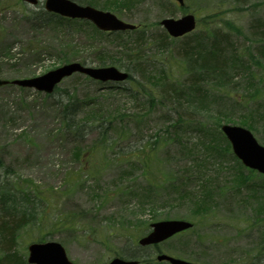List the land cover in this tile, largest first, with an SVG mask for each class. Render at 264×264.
Instances as JSON below:
<instances>
[{
	"label": "rangeland",
	"instance_id": "obj_1",
	"mask_svg": "<svg viewBox=\"0 0 264 264\" xmlns=\"http://www.w3.org/2000/svg\"><path fill=\"white\" fill-rule=\"evenodd\" d=\"M78 1L139 29L104 32L78 19L61 26L43 21L44 0H0V77H33L70 60L143 68L127 70L132 79L118 86L68 74L51 95L1 86L0 166L41 197L39 217L10 247L11 264H27V245L42 237L58 240L76 264L151 261L156 251L201 264H264V175L242 166L220 132L222 123L245 126L264 145V0ZM184 13L196 16L197 27L166 38L159 21ZM202 35L222 41L219 66L205 40L196 63L183 58ZM164 70L173 75L165 89ZM153 90L167 96L150 100ZM71 98L81 100L80 116L90 123L98 104L123 110L130 131L108 148L94 142L95 131L74 139L58 111ZM171 218L194 225L154 246L137 244L151 222Z\"/></svg>",
	"mask_w": 264,
	"mask_h": 264
},
{
	"label": "water",
	"instance_id": "obj_2",
	"mask_svg": "<svg viewBox=\"0 0 264 264\" xmlns=\"http://www.w3.org/2000/svg\"><path fill=\"white\" fill-rule=\"evenodd\" d=\"M35 3L37 0H27ZM182 4V0H178ZM45 8L47 10H54L60 14H64L71 17L88 18L92 20L96 26L102 29H130L134 25L131 23H125L119 18H116L114 14L107 11H101L99 9L92 8L91 6L82 7L76 2L71 0H46ZM168 32L174 35L184 34L186 31L192 30L195 26L194 15L185 14L183 17L175 18H163L161 21ZM80 71L85 74H89L95 79L105 80H121L127 77V73L119 71L114 66L109 67H90L84 66L78 62L65 63V65L45 72L43 75L33 78H22V80L15 79L14 83L19 85H26L31 87H37L43 91H52L54 85L62 77L75 71ZM7 81L0 79V85ZM221 130L227 135L233 152L238 155L244 165L252 168H257L264 173V147L254 139L252 133L246 128H242L237 125L223 124ZM153 229L147 235L139 239L141 244L157 243L161 240L172 236V233L181 231L182 229L192 226V223L185 219H171L160 220L158 222L151 223ZM29 256L27 258L28 263L36 264H73L68 260L66 252L60 243L40 242L31 243L28 246ZM158 260L166 259L171 264H194L186 260H182L176 257H170L166 254L158 255ZM135 260H124L121 258H114L107 264H135ZM196 264V263H195Z\"/></svg>",
	"mask_w": 264,
	"mask_h": 264
},
{
	"label": "trees",
	"instance_id": "obj_3",
	"mask_svg": "<svg viewBox=\"0 0 264 264\" xmlns=\"http://www.w3.org/2000/svg\"><path fill=\"white\" fill-rule=\"evenodd\" d=\"M52 16L55 18L56 16L52 14ZM51 16V17H52ZM56 17L55 19H57ZM63 20L62 18H58L57 20ZM146 29H143L142 31H145ZM136 31V30H135ZM133 31V32H135ZM132 32V31H130ZM164 36L166 38H169L166 33H164ZM214 36V35H213ZM216 37V36H215ZM201 40H205L206 44H208L209 50H207V54L210 53L212 56L219 57L218 60H214L216 65H220L222 63H219V60H223V62L226 60L224 57V47L222 48L219 44L222 42L219 40L218 42H214V39L211 36H205L202 35V38L199 37L198 40H194V52H186L183 55V58L186 59L190 64L193 63V61L196 63L195 56L199 55L200 52L196 49H199L198 43H200ZM203 48V47H202ZM204 54V53H203ZM213 56V57H214ZM223 57L222 59H220ZM147 59V58H146ZM211 60V58H209ZM104 62H102L103 64ZM219 63V64H218ZM99 64V63H98ZM107 64V63H106ZM103 64V65H106ZM109 64H113V62H110ZM133 64V65H131ZM126 66V70L131 71V69L138 68L140 71L143 68V62H138V66L135 63H131ZM100 65V64H99ZM193 65V64H192ZM197 69V77L199 76V69ZM165 71V76L163 81L165 84L164 89L167 86V79L166 77L172 78L173 75L171 72H169V75H167V71ZM129 79H132V75H129ZM173 81V79H172ZM190 83H195L196 88L198 87V81H191ZM118 86V85H117ZM195 87V86H191ZM125 90H128L132 92L131 88H124ZM198 91V88L197 90ZM145 93V92H143ZM152 93H155V90L150 91V93H146L147 96H150V100L153 97H160L165 98L167 96V93L165 91H160L159 93L156 92L154 95ZM112 95V94H111ZM67 100V102L60 101L58 105V111L60 119L63 122V130H65V133L67 135H71L74 139L77 138H84L85 135L90 134L91 131H95V134L98 135V140L94 142L99 145L100 147L108 148L113 143H115L117 140H123L124 133L130 131V128L128 127V124L133 121L123 110L118 109L117 107H114L115 109H112L111 111L103 109L104 106L97 105L95 111H90L91 115L96 116V122L90 123L88 120L81 118V106L83 105L81 100L78 98L72 100ZM94 103H88L85 102L84 105L89 106L93 105ZM114 134L115 136H111V134ZM95 136V135H94ZM103 137V138H102ZM94 138V137H93ZM92 139V138H91ZM91 142V141H90ZM104 143V146L100 143ZM152 145V148L154 144ZM77 151V157H80L82 154V151ZM7 166V165H6ZM4 165L0 166V264H11V258H13L16 254L10 252V247H14L16 244L15 240L18 238V234H20L21 230L25 227H28L31 223L36 220L35 218L39 217L40 213L37 211V208L39 204H34V202L40 201L39 195H31L30 193H33L34 190L29 188L28 186H23L22 184H14L11 182L7 176L9 175V167L7 168ZM22 185V186H21ZM17 193L19 196H17ZM45 237H42L39 239L43 240ZM264 238L260 239V242L263 243ZM7 248V250L5 249ZM260 249V248H259ZM264 249V248H262ZM12 255V256H11ZM136 258H141L140 264H146L147 262L150 264H157L152 259L151 261L147 257H143V255L137 256ZM14 262V261H13ZM252 264V263H251Z\"/></svg>",
	"mask_w": 264,
	"mask_h": 264
},
{
	"label": "bare ground",
	"instance_id": "obj_4",
	"mask_svg": "<svg viewBox=\"0 0 264 264\" xmlns=\"http://www.w3.org/2000/svg\"><path fill=\"white\" fill-rule=\"evenodd\" d=\"M26 263H27V264H30V263H28V261H27V260H26Z\"/></svg>",
	"mask_w": 264,
	"mask_h": 264
}]
</instances>
